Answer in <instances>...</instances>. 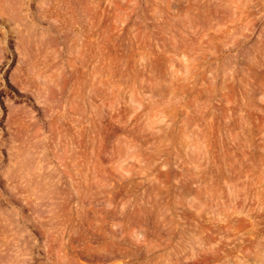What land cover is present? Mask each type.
Wrapping results in <instances>:
<instances>
[{"label":"rangeland","instance_id":"374dc122","mask_svg":"<svg viewBox=\"0 0 264 264\" xmlns=\"http://www.w3.org/2000/svg\"><path fill=\"white\" fill-rule=\"evenodd\" d=\"M0 264H264V0H0Z\"/></svg>","mask_w":264,"mask_h":264}]
</instances>
